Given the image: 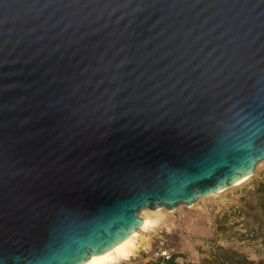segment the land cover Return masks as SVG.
I'll list each match as a JSON object with an SVG mask.
<instances>
[{"label": "water", "instance_id": "1", "mask_svg": "<svg viewBox=\"0 0 264 264\" xmlns=\"http://www.w3.org/2000/svg\"><path fill=\"white\" fill-rule=\"evenodd\" d=\"M264 158V0H0V264H79Z\"/></svg>", "mask_w": 264, "mask_h": 264}, {"label": "rangeland", "instance_id": "2", "mask_svg": "<svg viewBox=\"0 0 264 264\" xmlns=\"http://www.w3.org/2000/svg\"><path fill=\"white\" fill-rule=\"evenodd\" d=\"M157 209L138 210L150 226L134 254L115 264H164L156 263L162 249L176 254L173 264H264V158L239 184Z\"/></svg>", "mask_w": 264, "mask_h": 264}, {"label": "bare ground", "instance_id": "3", "mask_svg": "<svg viewBox=\"0 0 264 264\" xmlns=\"http://www.w3.org/2000/svg\"><path fill=\"white\" fill-rule=\"evenodd\" d=\"M248 175H245L241 177L240 179L228 184L227 186H232L239 184L246 180ZM225 186V187H227ZM225 187L219 188L218 190L214 191L211 194H214L216 192H220ZM161 206V205H160ZM160 206H157L155 208H147L151 210H155L159 208ZM158 210V209H157ZM170 210V209H168ZM141 218V217H140ZM150 226L149 219L147 218H141L140 225L133 229L132 233H129L126 237H124L119 243L116 245L101 251L99 253L90 254L89 257L79 264H115L119 262L120 260H124L128 256L134 254L135 250L138 248L135 245V238L138 236V233L143 230H147ZM137 230H139L137 232ZM136 254V253H135Z\"/></svg>", "mask_w": 264, "mask_h": 264}, {"label": "trees", "instance_id": "4", "mask_svg": "<svg viewBox=\"0 0 264 264\" xmlns=\"http://www.w3.org/2000/svg\"><path fill=\"white\" fill-rule=\"evenodd\" d=\"M175 255L176 254L172 253V254H170V256L168 258H166V259L162 258L163 260L160 257H158L156 260V263H159L160 261H162L164 264H173ZM260 263H262V262L260 261Z\"/></svg>", "mask_w": 264, "mask_h": 264}, {"label": "built area", "instance_id": "5", "mask_svg": "<svg viewBox=\"0 0 264 264\" xmlns=\"http://www.w3.org/2000/svg\"><path fill=\"white\" fill-rule=\"evenodd\" d=\"M157 253H159V255L163 257V259H166L170 256L166 249L157 250Z\"/></svg>", "mask_w": 264, "mask_h": 264}]
</instances>
